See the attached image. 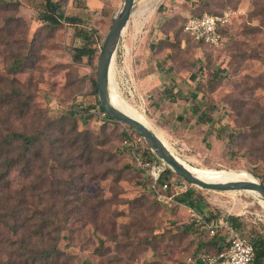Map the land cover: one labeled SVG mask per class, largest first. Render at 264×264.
Listing matches in <instances>:
<instances>
[{"label":"rangeland","instance_id":"obj_1","mask_svg":"<svg viewBox=\"0 0 264 264\" xmlns=\"http://www.w3.org/2000/svg\"><path fill=\"white\" fill-rule=\"evenodd\" d=\"M2 1L0 137L11 128L34 132L47 125L56 132L53 140L62 137V128L89 132L95 161L61 169L51 159L48 167L30 172L14 168L5 183L0 181V264L23 261L17 256L21 243L12 217L23 190L30 212L46 204L47 211L53 206L63 220L59 232L50 228L58 236V252L46 264H184L199 250L218 249L225 232L211 236L192 207L177 199L189 188L205 205L207 214L200 211L205 216L236 217L245 235L264 237V204L249 191L208 190L166 171L162 179L169 187L162 193L172 199H160L159 185L153 186L124 146L126 137L140 135L124 121L102 115L94 85L97 60L123 0H68L67 13L84 12L83 20L55 28L40 19L44 0ZM260 1L136 0L115 58V78L123 97L189 164L247 170L264 183ZM205 12L229 13L219 46L198 43L183 31L189 16ZM82 31L92 33L95 55L75 61L74 48L85 43L78 34ZM15 61H21L17 68ZM197 104L212 120L198 119L192 111ZM68 152L75 157L80 153L73 145ZM58 180L68 194L54 196ZM52 244L44 238L34 239L31 246Z\"/></svg>","mask_w":264,"mask_h":264},{"label":"trees","instance_id":"obj_2","mask_svg":"<svg viewBox=\"0 0 264 264\" xmlns=\"http://www.w3.org/2000/svg\"><path fill=\"white\" fill-rule=\"evenodd\" d=\"M0 2L3 3L2 0H0ZM67 2L68 0L43 1L40 19L44 22V24H46L47 27H58L59 25L63 24L64 21L71 24H80L84 15H69L66 11ZM257 5L259 10L264 14V0L257 2ZM202 14L203 13H194L193 16ZM226 25L227 24L220 27V32L223 39H225L224 28ZM183 31L196 42L215 47L206 43L204 40L196 39L194 36H191L184 30V27ZM78 34L84 39L85 43L74 48L73 60L81 61L84 58L90 60L94 59L95 49L93 46L94 39L92 33L88 31H82ZM20 64L21 61H15V68L19 67ZM94 85L97 89L96 79L94 81ZM195 107L197 110V113L195 114H197L201 120H212V115H210V112L206 108H203L200 104L195 105ZM98 108L101 112H103L101 105H98ZM85 110L89 112L93 109L86 108ZM105 118L111 117L107 114ZM70 120H73L72 116L70 117ZM61 131L63 133L62 137H56L55 140H53V137L55 136L56 132L51 131V127L49 125L34 132L15 131L11 128L10 132L6 133L4 136L2 135L0 137V181L5 183V176H7L8 173L14 168H18L24 172H30L37 166L41 169L48 167L49 160L51 159L54 162L57 161L60 164L61 169L75 168L76 166L81 167L83 165H93L95 161L93 158L95 149H93L94 143L91 141L92 135H90L89 132L74 134L73 128L70 132L65 131L64 128H62ZM132 132L134 133V131ZM70 145H73V147L79 150V155L75 157L72 155V153L68 152ZM15 151L16 155L13 154ZM145 154L149 156L153 155L147 146L145 149ZM78 160L81 161L79 162ZM38 163H40V166ZM172 172L173 171L168 167L165 174L167 175L168 173ZM47 177L48 176H46V178L42 176L41 178L48 180ZM58 181L60 182L55 183V189L52 192L54 196L60 197L62 195L68 194L67 191L63 189V185H61L62 181ZM27 195L28 193L25 190H23L21 194H18L17 204L15 208H13L12 217L15 223L14 228L15 232L20 236L18 241L21 243L19 246V254L17 256L21 258L20 260H23L20 261L22 264H46V261L51 259V257L58 252L57 244L59 239L57 235H51L50 228L53 227L54 232H59V226L57 227V225H59V223H61L63 220L60 219L58 215H56V212L52 211L53 206L49 208V211H47L46 204L35 212H30L29 209H27ZM177 199L180 203L188 205L199 211H204L205 214H207L203 202L195 197L194 189H187L185 192L178 195ZM205 217L211 221L213 219L219 218L220 216L209 213V215ZM2 218H4V216L0 215V219ZM227 219L234 225V227L237 228L241 234L245 235L241 230L242 224L236 217L230 216L227 217ZM248 237L256 248V264H264V237ZM44 238H47L49 242H53V244L49 245L48 247L42 246L40 248L31 246V243L34 239L44 240ZM220 249L221 247H218L216 250H211L210 248L205 250L217 252ZM196 253L197 252L194 254ZM25 256L27 257L24 258Z\"/></svg>","mask_w":264,"mask_h":264},{"label":"built area","instance_id":"obj_3","mask_svg":"<svg viewBox=\"0 0 264 264\" xmlns=\"http://www.w3.org/2000/svg\"><path fill=\"white\" fill-rule=\"evenodd\" d=\"M229 19L228 12L223 14L205 12L202 15H191L184 24V30L196 39L204 40L216 47L223 42L220 27L227 24ZM102 115L106 116L107 113L103 110ZM143 143L141 137L135 139L130 136L124 140V146L133 153L138 167L148 174L155 188L159 185V188H156L159 198L168 201L172 197L162 193L169 187V182L162 180L168 166L153 153L152 156L146 155V145ZM192 210L202 229L209 230L211 236L223 231L227 239L219 251L199 250L185 259L184 264H256V248L253 242L248 236L241 234L227 217L221 216L210 221L199 210L195 208Z\"/></svg>","mask_w":264,"mask_h":264},{"label":"water","instance_id":"obj_4","mask_svg":"<svg viewBox=\"0 0 264 264\" xmlns=\"http://www.w3.org/2000/svg\"><path fill=\"white\" fill-rule=\"evenodd\" d=\"M135 1L136 0H123L121 6L112 18L110 29L99 51L96 68L97 89L99 101L103 110L111 118L127 123L140 135L150 151L159 160L164 162L173 172L192 185L214 191L255 192L258 194L259 199L264 202V183L258 177V181L232 180L226 182H211L200 178L190 169L186 163L187 161H183L175 151L169 148L155 128L128 114L113 103L109 86L110 68L114 57L116 58L120 41L124 35L123 32L126 30L133 14Z\"/></svg>","mask_w":264,"mask_h":264},{"label":"bare ground","instance_id":"obj_5","mask_svg":"<svg viewBox=\"0 0 264 264\" xmlns=\"http://www.w3.org/2000/svg\"><path fill=\"white\" fill-rule=\"evenodd\" d=\"M125 33V30L124 32ZM115 57L112 61L111 68H110V74H109V86H110V94L111 99L113 103L127 112L128 114L134 116L135 118L145 122L149 126L153 127L146 115L133 107L121 94L119 91L118 82L115 78ZM154 128V127H153ZM157 133L161 136V138L165 141V143L169 146V148L174 151L167 140L164 138V136L157 131ZM181 158V157H180ZM183 161H185L183 158H181ZM186 162V161H185ZM190 169L200 178L211 181V182H226V181H232V180H253L258 181V178L250 173L247 170H227V169H217L215 167H196L188 162H186ZM248 192V191H247ZM252 193V192H251ZM255 193V192H254ZM257 196L258 194L255 193ZM259 199V196H258ZM263 204L264 202L259 199ZM261 204V203H260ZM262 205V204H261Z\"/></svg>","mask_w":264,"mask_h":264},{"label":"crops","instance_id":"obj_6","mask_svg":"<svg viewBox=\"0 0 264 264\" xmlns=\"http://www.w3.org/2000/svg\"><path fill=\"white\" fill-rule=\"evenodd\" d=\"M76 15H84L85 13L84 12H82V14L79 12V13H75ZM192 111H193V113L195 114V113H197V110H196V107L195 106H192ZM195 115H197V114H195ZM182 115H180L179 117H181ZM198 119H200V117L198 116ZM226 239H227V236H226ZM226 242V241H225ZM224 242V243H225ZM224 243H222V245L224 244ZM222 245H220V247H222Z\"/></svg>","mask_w":264,"mask_h":264}]
</instances>
